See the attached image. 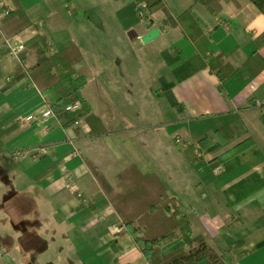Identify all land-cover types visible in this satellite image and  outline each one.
Segmentation results:
<instances>
[{
    "label": "crops",
    "instance_id": "obj_1",
    "mask_svg": "<svg viewBox=\"0 0 264 264\" xmlns=\"http://www.w3.org/2000/svg\"><path fill=\"white\" fill-rule=\"evenodd\" d=\"M19 1L37 29H26L10 42L24 45L39 32L47 36L52 52L76 44L82 57L75 70L87 78L83 97L107 132L92 134L85 121L65 128L56 114L43 118L47 101L27 77L3 90L20 59L19 53H0V120L7 118L0 124V264H148L88 164L110 181L132 164L158 174L146 168L143 141L165 122L138 124L122 111L137 105V80L144 75L185 116L175 121L179 127L167 131L192 157L183 171L174 165L171 191L165 183L168 195L194 233L214 248L242 242L235 264H264V69L230 78L221 91L215 73L195 67V44L179 25L164 24L162 10L145 18L137 0H78L81 12L98 8L88 11L97 21L89 26L87 40L86 31L70 38L66 22L53 18L44 0ZM165 2L174 17L190 9L210 35L211 50L225 54L233 67L243 69L253 52H264L256 44L264 32V13L250 0L223 1L216 15L193 0ZM1 3L13 7L12 0ZM150 19L161 33L144 43V23ZM76 28L85 30L78 23ZM98 29L103 35L94 33ZM35 60L30 52L26 66ZM30 115L35 118L29 121ZM225 125L234 134L231 140L217 135ZM245 139L252 140L250 147L211 167V160ZM178 240L162 241V252Z\"/></svg>",
    "mask_w": 264,
    "mask_h": 264
},
{
    "label": "trees",
    "instance_id": "obj_2",
    "mask_svg": "<svg viewBox=\"0 0 264 264\" xmlns=\"http://www.w3.org/2000/svg\"><path fill=\"white\" fill-rule=\"evenodd\" d=\"M0 0L1 12L4 13L0 21V53L2 56L10 54L7 39L14 38L26 29H37L26 9L19 0H12L13 7L3 5ZM143 5L148 18L158 10L165 13L164 24L179 25L186 38L190 39L197 49L193 58L196 68H209L220 80L222 85L234 76H255L264 69V52L256 50L245 61L243 69L233 67L226 61V55L213 52L210 48L211 37L205 32L201 23L194 19L190 9L185 10L178 17H174L165 0H137ZM223 1L231 0H193L201 3L212 14H219L223 8ZM264 13V0H250ZM259 49L264 48V32L256 39ZM24 49L20 51V62L7 78L3 90L13 86L21 78L27 77L35 83L45 96L48 107L51 108L65 128L76 127L80 121L91 126V133L102 135L107 132L103 121L95 114L92 106L83 97V89L87 78L77 75L75 64L81 60L79 47L72 43L52 52L47 36L37 32L25 41ZM32 52L35 63L26 67L27 56ZM79 101L81 107L77 110L67 109L69 105ZM264 120V105L262 107ZM7 118L0 120V124ZM218 136H225L231 140L233 132L225 125L217 130ZM251 139H245L223 155L210 161L214 169L226 159L240 153L252 145ZM204 146L199 147V150ZM88 164L99 180L115 210L122 219L126 233L145 256L148 264H235V254L242 242H237L225 249H216L202 234H195L191 222L178 208L174 198L167 193L165 182L154 172H142L136 164H132L119 172L111 182L97 167ZM182 238L172 250L162 252V241H174Z\"/></svg>",
    "mask_w": 264,
    "mask_h": 264
},
{
    "label": "rangeland",
    "instance_id": "obj_3",
    "mask_svg": "<svg viewBox=\"0 0 264 264\" xmlns=\"http://www.w3.org/2000/svg\"><path fill=\"white\" fill-rule=\"evenodd\" d=\"M79 2L78 0H44V5H47L48 10H51L53 18H62V21L64 23L66 22V27L64 28L67 29V31L65 33L69 32L70 38H78L83 34V31H86L84 33V38L88 40L92 36L89 34V26H93L97 21L96 17L88 13V11H95V9L98 8L88 9L86 13L83 11L81 12L80 10H82L81 8L83 5H79ZM90 17H92V19ZM114 17L115 16L109 17L108 20L113 22L115 21L113 19ZM70 19L75 21L76 26L70 22ZM77 23L78 25L84 26L85 30L84 28H81V30L76 28ZM101 30L98 29V31H94V33L101 36L103 35ZM6 42L8 48L12 52L11 47L9 46L10 39H7ZM14 45H18V43H14ZM28 57L29 55L27 56V59ZM137 81V105L133 102V106L123 108L122 111L127 116V119H137L138 124H147L157 121L165 122V124H160L161 128H157V130L151 133L153 136L145 137L146 139L143 142L145 146H148L147 155L149 166L146 167L147 170L157 172L165 180V183L171 191V174L174 171V165H178L181 170L186 169L189 158L192 157L190 152H184L185 148L183 144L178 143L179 140L177 138H172L170 136V132L180 126L175 123V121L178 119H185L184 112L183 110L179 111L178 109L169 106L168 103L163 100L162 96L159 95L157 84L152 83L146 75L142 76V81L140 79ZM83 123L84 121H80L79 125H82ZM184 123H187V121H184ZM194 124L195 123L192 125ZM206 125L207 122H204L201 126ZM167 127H171L170 132L167 131ZM153 128L154 127H152L151 130ZM192 170L194 169L192 168ZM188 171L189 168L186 172ZM111 182L115 181L113 180ZM181 241L182 238L177 242Z\"/></svg>",
    "mask_w": 264,
    "mask_h": 264
},
{
    "label": "built area",
    "instance_id": "obj_4",
    "mask_svg": "<svg viewBox=\"0 0 264 264\" xmlns=\"http://www.w3.org/2000/svg\"><path fill=\"white\" fill-rule=\"evenodd\" d=\"M141 16H143V13H141ZM9 46L11 47L12 53H16V54L19 53L20 51H22L25 47L21 43L18 45H14L11 42H9ZM80 107H81V103L79 101H77V102L69 105L67 109L74 111V110L79 109ZM50 116H55V113L51 108L47 107L42 112V117L44 118V117H50ZM34 118H35V115H30L26 119L30 121V120H33ZM38 119H40V118H38Z\"/></svg>",
    "mask_w": 264,
    "mask_h": 264
},
{
    "label": "water",
    "instance_id": "obj_5",
    "mask_svg": "<svg viewBox=\"0 0 264 264\" xmlns=\"http://www.w3.org/2000/svg\"><path fill=\"white\" fill-rule=\"evenodd\" d=\"M144 26L148 30V32L145 35H143V37L141 38L142 42L144 43H147L153 40L154 38L159 36L161 33L160 29L154 26V21L152 19H150V21H146L144 23Z\"/></svg>",
    "mask_w": 264,
    "mask_h": 264
}]
</instances>
